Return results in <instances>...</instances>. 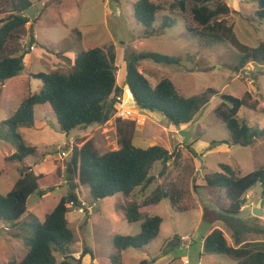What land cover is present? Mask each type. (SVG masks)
<instances>
[{
    "label": "rangeland",
    "instance_id": "374dc122",
    "mask_svg": "<svg viewBox=\"0 0 264 264\" xmlns=\"http://www.w3.org/2000/svg\"><path fill=\"white\" fill-rule=\"evenodd\" d=\"M30 1L32 7L25 12L30 22L21 40L22 50L29 51L24 70L16 78L4 82V85L0 83V192L7 194L13 189L23 168L33 169L37 165L34 172L39 175L48 174L59 167L63 173L72 152L70 150L69 157L62 160L58 148L71 138L78 145L92 138L101 153L119 148V119L115 115L104 125L66 134L60 129L51 106L43 105L35 109L34 127L20 128L18 131L28 145L37 147V153L23 163L13 162L9 160L16 152L17 143L9 135L5 124L23 100L42 88V82L31 75L55 70L69 73L77 54L114 44L118 81L125 92L120 101L136 112L134 118L127 120L136 122L134 145L139 148L161 145L179 155L176 162H171L164 177H160L163 165L156 163L151 170L155 182L144 192L141 188L135 190L144 214L150 211L161 217L163 224L160 235L150 245L142 249H128L123 253L124 264H141L143 261H147V264H185V258L190 264H240L224 254L202 255L200 242L214 228L223 230L229 243L237 247L244 243L252 244L253 248H263L264 216L254 215L259 201L263 200L264 204L261 186L257 185L245 195L250 199L245 198V206L238 216L226 218L221 207L227 208L229 200L222 191L208 189L204 181L206 175L221 172V164L229 165L239 175L264 167V139H255L249 145L235 144L227 126L215 115L223 95L241 99L248 94L252 103L264 105V65L250 63L243 69H236L246 49H257L264 44V19L256 16V0L210 2L211 8L224 5L229 13L219 16L216 23L222 29L223 42L216 43L213 39L209 44L204 36L194 33L193 38L188 31L189 27L201 30L193 19L191 5L181 18L174 13H160L155 24L157 33L146 35L147 29L138 24L134 17V4L140 0ZM153 1L169 5L175 0ZM6 7V2L1 0L0 12H5ZM168 16L176 23L171 28H163ZM35 35L38 39L35 42L36 50L32 52L29 47L34 44L32 36ZM143 53H156L180 60V64L173 65L151 60L140 62L139 71L153 86L168 78L185 97L200 96L208 90L212 91L210 97L215 94L193 122L175 127L160 114L136 108L131 93L124 86L126 67L130 55ZM238 118L250 127L264 129V114L244 107ZM198 139L199 142L195 144ZM213 142H216L215 146ZM201 144L208 148L202 149ZM64 150L68 151L69 148L65 147ZM198 150L205 153L195 157L193 152L197 154ZM69 190L70 186L64 179L57 189L43 197L38 193L33 194L27 203L28 212L17 226L0 222V264L19 263L24 258L29 250L26 241L32 237L30 224L36 219L43 222ZM159 190L160 200L153 203L155 205L146 206V202L158 195ZM76 193L81 207L82 203L86 206L84 213L79 212L81 207H76L67 215L69 228L74 233L69 260L88 264L92 262L93 254L94 264H110L109 257L116 253L114 237L136 236L141 232L142 222L129 223L124 213L126 203L133 196L127 201L119 195L94 201L87 186L79 187ZM172 196L175 205L171 203ZM234 235L241 237L242 243L236 244ZM178 238H189L190 248H187L186 242L178 246ZM254 241L256 244H253ZM55 256L58 263L63 261L59 252H55Z\"/></svg>",
    "mask_w": 264,
    "mask_h": 264
},
{
    "label": "trees",
    "instance_id": "16d2710c",
    "mask_svg": "<svg viewBox=\"0 0 264 264\" xmlns=\"http://www.w3.org/2000/svg\"><path fill=\"white\" fill-rule=\"evenodd\" d=\"M4 1L6 10L0 12V83L2 85L19 76L24 70L25 58L29 51L22 50L21 40L26 35V26L30 22L25 12L32 7L30 0ZM212 1L214 0H175L167 5L153 0H140L134 4L133 11L138 24L147 29L146 35H154L157 33L155 24L160 13H174L176 17H183L187 7L191 5L193 19L201 26V30L188 28L192 37L195 38L196 34L207 38L208 44L213 39L216 43H220L224 38L220 25L216 23L219 16L229 13V9L224 5L216 9L211 8ZM256 2L258 5L256 16L264 19V0H256ZM169 17L165 18L163 28H171L173 23H176V20H170ZM37 39L36 35L32 36L34 43L32 45H35L33 51L36 50ZM244 53L237 70L243 69L250 63L264 65V44L257 49H246ZM145 60L165 65L180 64L179 59L156 53L130 55L124 86L131 93L136 108L160 114L175 127L193 122L215 94L210 97L212 91L208 90L200 96L185 97L168 78L162 79L153 86L139 71L140 62ZM116 61L117 51L114 44L108 47L98 46L77 54L69 73L55 70L31 75L42 82V88L38 93H33L23 100L19 108L5 121L9 135H12L17 143L16 152L9 161L23 163L25 159L37 153V147L28 145L18 132L20 128L34 127L36 107L50 105L60 129L66 134L109 122L125 94L124 88L118 81ZM244 107L264 114V105L258 102L252 103L251 97L246 94L241 99L223 95L222 102L215 109V115L227 126L235 144L249 145L255 139H264V129L250 127L245 121L239 120L238 114ZM126 121L119 119L117 123L118 150L101 153L92 138L85 140L81 145L75 141L63 173L59 167L48 174L39 175L31 167L23 168L21 177L16 181L13 189L7 194L0 192V222L15 227L28 212L27 203L33 194L38 193L43 197L47 192L57 189L64 179L70 186L69 193L61 198L43 222L36 219L30 224L32 237L26 241L29 250L19 263L12 264H82L79 260L73 259L74 262L69 260L72 256L74 233L69 228L67 220L71 209L81 207L76 193L79 187L87 186L94 201L115 195L127 201L133 196V199L126 203L124 213L129 223L142 222L141 232L136 236L114 237L113 246L116 253L109 257L110 264H124L123 253L126 250L145 248L158 238L163 219L150 211L144 214L134 193L138 188L144 192L155 182L156 178L151 175V170L156 163L163 165L160 177H164L171 162H176L179 155L178 152L172 153L161 145L148 148L136 147L133 143L136 122ZM213 145L215 146L216 142H213ZM193 154L195 157L198 156L195 152ZM220 167L221 172L204 177L205 185L208 189L220 190L226 195L229 206L221 207V211L226 218L236 217L245 206V195L250 190L260 185L264 195V167L246 175H239L227 164H221ZM1 176L0 169V179ZM160 193L159 190L158 195L146 202V206L155 205L160 200ZM170 200L173 205L176 204L173 196ZM70 203H74L75 206H70ZM233 239L236 244L242 243V238H238V235H234ZM251 245L237 247L230 244L224 231L214 228L204 238L202 255L224 254L238 260L240 264H264V246L253 248ZM55 252L62 255L61 263H58ZM91 257L92 262L88 264H94L93 254ZM147 263L143 261L141 264Z\"/></svg>",
    "mask_w": 264,
    "mask_h": 264
},
{
    "label": "built area",
    "instance_id": "2783aa9c",
    "mask_svg": "<svg viewBox=\"0 0 264 264\" xmlns=\"http://www.w3.org/2000/svg\"><path fill=\"white\" fill-rule=\"evenodd\" d=\"M34 49H35V45H32L30 47V50L33 51ZM119 106L120 107H118V109H117V111L115 113V116H116L117 119L129 120V119L134 118L135 113H136L135 112V109L126 108V107H124L123 103H121ZM69 141H68L69 143L67 142V144H65L64 146L58 148V151L60 152L59 156H60V159H62V160L68 158L69 155H70V150H71V152L73 150L74 141H73L72 138ZM65 147L69 148V150L68 151L64 150ZM245 198L246 199H250L247 196H245ZM70 206H75V204L74 203H70ZM85 206H86V204L85 203H82V207L79 208V212L80 213H84V210L83 209H84ZM183 241L184 242H188L189 241V238H186ZM184 263L185 264H190V262L188 260H185Z\"/></svg>",
    "mask_w": 264,
    "mask_h": 264
},
{
    "label": "crops",
    "instance_id": "0c3cea01",
    "mask_svg": "<svg viewBox=\"0 0 264 264\" xmlns=\"http://www.w3.org/2000/svg\"><path fill=\"white\" fill-rule=\"evenodd\" d=\"M130 96H131V95H130ZM124 107H126V106L124 105ZM198 142H199V139L195 142V144L198 143ZM133 143H134V141H133ZM201 146H202V149H205V150L208 148V146H207V145H204V144H201ZM150 147H151V146H150ZM118 149H119V148H117L116 150H118ZM166 149H167V148H166ZM194 152H196V151H194ZM204 153H205V151H204V152H201V151L198 150V153H197V154H198V156H201V155H203ZM36 166H37V165H34V166H33V170H34V168H35ZM171 203H172V202H171ZM212 230H213V229H212ZM212 230H211V231H212ZM211 231H210V232H211ZM210 232L207 233L206 236H208V235L210 234ZM206 236H205V237H206ZM205 237H204V238H205ZM182 238H183V237H182ZM182 238H181L180 240L177 241V245H178V246H183V244L188 243V245H186V246H187V248H190V245H189V244H190L191 242H186V243H185L184 241H182ZM204 238H203L202 241L200 242V244H201V252H203ZM243 245H244V243H243ZM243 245H240V246H243ZM200 258H201V255H200ZM185 260H188V259L185 258ZM185 260H184V261H185ZM188 261H189V260H188Z\"/></svg>",
    "mask_w": 264,
    "mask_h": 264
},
{
    "label": "water",
    "instance_id": "95a60500",
    "mask_svg": "<svg viewBox=\"0 0 264 264\" xmlns=\"http://www.w3.org/2000/svg\"><path fill=\"white\" fill-rule=\"evenodd\" d=\"M262 206H263V200H260L254 211V215L259 216V217L264 216V209Z\"/></svg>",
    "mask_w": 264,
    "mask_h": 264
}]
</instances>
